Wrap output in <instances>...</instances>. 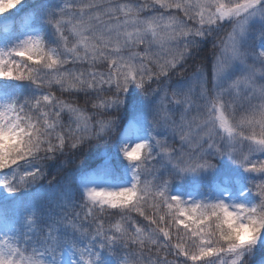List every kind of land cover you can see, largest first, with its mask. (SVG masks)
<instances>
[{
  "label": "snow or ice",
  "instance_id": "1",
  "mask_svg": "<svg viewBox=\"0 0 264 264\" xmlns=\"http://www.w3.org/2000/svg\"><path fill=\"white\" fill-rule=\"evenodd\" d=\"M0 264H264V0H0Z\"/></svg>",
  "mask_w": 264,
  "mask_h": 264
},
{
  "label": "rangeland",
  "instance_id": "2",
  "mask_svg": "<svg viewBox=\"0 0 264 264\" xmlns=\"http://www.w3.org/2000/svg\"><path fill=\"white\" fill-rule=\"evenodd\" d=\"M17 27H23V25L17 22Z\"/></svg>",
  "mask_w": 264,
  "mask_h": 264
},
{
  "label": "trees",
  "instance_id": "3",
  "mask_svg": "<svg viewBox=\"0 0 264 264\" xmlns=\"http://www.w3.org/2000/svg\"><path fill=\"white\" fill-rule=\"evenodd\" d=\"M98 158V157H97Z\"/></svg>",
  "mask_w": 264,
  "mask_h": 264
}]
</instances>
